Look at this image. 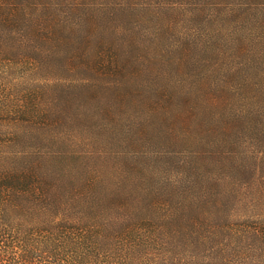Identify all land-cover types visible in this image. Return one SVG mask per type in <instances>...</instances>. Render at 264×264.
<instances>
[{"label":"rangeland","instance_id":"obj_1","mask_svg":"<svg viewBox=\"0 0 264 264\" xmlns=\"http://www.w3.org/2000/svg\"><path fill=\"white\" fill-rule=\"evenodd\" d=\"M29 4L73 37L58 56L38 38L44 54L35 70L26 58L2 64L0 90L12 109L37 103L45 111L29 134L33 143L45 137L59 144L54 152L64 157L49 168L64 187L96 175L97 187L139 188L158 202L186 187L230 192L226 201L264 192V159L243 154L264 151V120L255 115L264 113V0ZM97 54L93 74L79 69ZM46 126L48 135H40L37 128ZM214 146L223 151V167L206 176L212 161L197 169L195 156Z\"/></svg>","mask_w":264,"mask_h":264},{"label":"trees","instance_id":"obj_2","mask_svg":"<svg viewBox=\"0 0 264 264\" xmlns=\"http://www.w3.org/2000/svg\"><path fill=\"white\" fill-rule=\"evenodd\" d=\"M30 1L0 0V66L26 58L35 70L44 54L35 44L38 38L50 45L46 53L58 56L73 37L57 18L32 14ZM52 18L55 24L49 25ZM99 58L79 69L93 74ZM6 99V90H0V264H264L263 190L226 201L230 192L186 187L158 202L139 188L97 187L96 175L85 186L64 187L59 172L49 168L64 157L54 152L59 144L45 137L33 143L29 134L44 110L37 103L12 109ZM251 101L260 104V95ZM259 113L258 123L264 120ZM47 129L37 132L47 136ZM220 150L197 152V169L206 160L212 161L206 176L223 167ZM244 152L249 159H264V151Z\"/></svg>","mask_w":264,"mask_h":264}]
</instances>
